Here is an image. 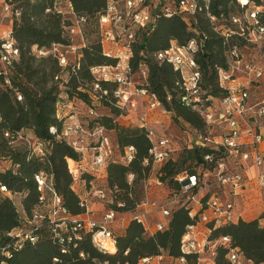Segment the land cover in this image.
Here are the masks:
<instances>
[{
	"label": "trees",
	"instance_id": "trees-1",
	"mask_svg": "<svg viewBox=\"0 0 264 264\" xmlns=\"http://www.w3.org/2000/svg\"><path fill=\"white\" fill-rule=\"evenodd\" d=\"M62 1L57 4L55 0H5L10 6L7 18L12 23L10 32L20 56L6 76L0 75V163H10L7 170L0 171V187H7L15 195L11 198L0 192L3 196L0 199V246L12 241L8 233L17 229H33L25 220L32 217L40 204L41 192L35 180L37 174L43 173L47 181L52 182L54 190L62 198V206L70 216L86 213V208L81 205V194L79 189H75L74 177L69 170V162H80L82 155L73 149L64 135L65 130L74 123H80L89 130L98 126L105 128L112 139L114 136L113 142L121 156L126 154L129 147L135 148L134 158L129 163H123L115 156L109 162L103 179L90 173L81 176L78 188L84 185L89 191L95 189L98 177V189L95 190L107 193L110 209L118 213L134 211L144 201L137 198L139 184L145 185L154 172L149 155L153 146L148 136L149 128L145 125L132 128L117 124L116 118L123 112L118 108L114 96L116 84L104 79L97 82L93 75L95 68L118 67L127 54L126 50L114 52L111 48L104 49L101 42L99 18L112 0ZM180 1L173 0L171 5H167L174 12L172 17H166L160 6L154 9L151 23L136 31L131 52L127 54L133 79L137 72L147 73L145 83H135L148 89L161 108L174 112L176 119L185 120V127L193 131L194 140L184 149L183 159H171L155 170L171 193L181 190L177 179L180 174L202 173L214 168L218 161L224 160L225 153L222 148L196 144L198 136L209 135L210 128L197 109L182 102L184 92L181 73L166 62H158L156 55L169 49L172 42L186 46L195 40L199 46L196 60L202 74L201 86L205 98L212 95L221 99L229 93V87L222 85L219 79V71L228 67L227 54L234 47L244 54L243 50L248 44L260 47V44L248 43L240 35L238 26L232 22L234 16L230 14L235 7H239L241 15L247 10V7L240 6V0H210L211 13L218 20L215 26L210 24L205 14L188 16L179 13ZM249 1L257 7L263 6V0ZM63 4H66V9H63ZM17 11L19 16L15 15ZM74 15L88 18V24L95 28L96 40L90 44L86 42L78 62H70L67 68H63L52 50L54 45H71L67 28L71 26ZM224 18L229 28L218 24ZM258 18L260 25H264L262 11ZM216 26L228 31L230 37L226 39L222 36L215 30ZM41 49L50 53L39 57L37 51ZM6 78L9 83H6ZM96 83L108 94L96 91ZM79 104L86 106V114L81 115L77 109ZM64 105L68 108H62ZM91 108L96 115H90ZM106 110L110 113L105 114ZM72 116H76V120L68 121ZM53 127L57 130L56 134L50 132ZM94 141L90 139V144ZM37 143L43 144V153L36 152ZM208 155L213 157L212 163L205 161ZM130 175L134 176L131 184ZM18 195L24 196L20 207L14 202ZM190 210L189 206L174 210L167 228L154 235H148L142 223L130 220L123 234L114 233L117 244L114 252L99 248L93 243L89 232L82 233L81 240H66L61 245L57 233L66 239L73 237L72 234H65L45 222L41 229L34 231L38 237L35 245L26 242L22 249L12 250L11 257H6L0 251V263L140 264L145 258L165 253L173 259L185 256L190 264H195L197 256L182 251V239L188 226L198 220V217L192 219L189 216ZM206 227L211 231L208 236L210 241L228 236L231 247L237 249L242 258L254 264H264V214L252 221L240 219L237 223L218 227L209 224ZM228 255L229 249L218 246L216 263L230 264Z\"/></svg>",
	"mask_w": 264,
	"mask_h": 264
},
{
	"label": "built area",
	"instance_id": "built-area-1",
	"mask_svg": "<svg viewBox=\"0 0 264 264\" xmlns=\"http://www.w3.org/2000/svg\"><path fill=\"white\" fill-rule=\"evenodd\" d=\"M4 1V11L7 16L10 13V6ZM57 4L62 0H55ZM239 4L247 10L239 16H234L232 22L238 26L240 35L243 36L248 43L261 44L264 40V25H260L258 14L262 7L252 5L249 0H240ZM210 0H181L179 2V13L193 16L196 14H205L210 24H217L215 17L210 10ZM160 8L166 17H172L174 12L171 7L167 6L161 0H120L110 1L106 12L99 18V29L101 42L106 49V45L113 43L122 44L124 50L129 54L131 44L135 40L137 30L146 28L152 20V11ZM16 16L20 13L17 11ZM88 18L74 15L71 26L67 28V34L71 38V45L64 47L54 45L52 52L58 56L60 66L67 68L70 64V56H75V63L81 58V49L85 46L84 34L88 25ZM215 30L222 34L226 39L230 37V33L216 26ZM74 38H79L81 44H74ZM199 50L198 43L195 40L190 41L186 46H179L176 42H172L169 49L159 52L156 55L158 62H166L173 66L176 71L181 73L183 79V96L182 102L188 106L197 109L205 119L207 126L212 132L211 135H200L196 139L198 146H212L222 148L225 153L224 160L216 163L214 168H209L202 173L189 174L183 172L177 179L181 184L180 192L171 193L164 182L156 174L155 170L146 181V191L155 187L164 191L165 198L159 200H148L142 202L134 211L127 212L131 214V220H137L145 226L146 233L154 235L157 232L164 231L171 219V216L179 207L189 206L191 208L189 216L192 219L198 217L195 224L188 226L186 234L182 239V251L186 254L196 255V264H217V248L218 246L229 249L230 264H245L237 249L231 247V239L228 236L220 237L210 241L209 237L199 235V227L201 225L208 226L213 224L214 227L223 225L221 223L227 219V223H237L233 221L235 217V203L226 202L219 196V192L214 191L215 186H221L224 190H230L234 195L239 189L243 188L247 181L246 171L250 166L257 170L255 177V185L264 191V96L256 99L252 93L255 89L264 84V70L256 62L248 60L244 54L240 52L238 47H234L228 54V67L219 71V79L222 85L229 87V93L224 98H216L208 95L202 90V74L199 69L196 53ZM39 57H45L50 52L44 49L37 51ZM20 51L16 46V42L12 38L11 32L5 37L0 38V63L4 64V68L0 66V75L6 76L8 70L18 61ZM118 67H99L93 69V75L97 82L104 79L115 82L116 89L114 96L117 100V106L122 111L130 112L137 109L138 98L145 100L148 105V111H156L160 108L159 103L153 98L151 93L145 87L138 86L127 62H123ZM147 77V73L143 72ZM242 76L244 83L237 88H231L229 82ZM6 83H9L6 78ZM96 91H102L100 85L96 83L94 86ZM105 95L107 91H102ZM22 97L19 96V100ZM258 100V101H256ZM62 108L67 109L64 105ZM90 115H96L94 109H90ZM147 122V119H143ZM145 125V124H143ZM147 126V125H145ZM148 127V126H147ZM216 128L221 130V135L213 137L212 134ZM50 132L56 134V128H51ZM69 144L73 149L82 155L80 162H69L70 173L74 177L75 189L81 182V176L84 173H90L96 176L104 174L109 162L115 158V150L117 147L113 144L110 133L103 127H95L94 129L84 128L80 123H74L64 133ZM6 136H9L6 134ZM148 136L153 141V146L149 150V155L153 165L162 166L173 158L175 152L174 145L171 140L163 133L157 139L153 140L154 132L149 128ZM60 138V137H59ZM90 139L95 143L90 144ZM36 152L43 153V144H36ZM86 153L92 154L90 164L85 165ZM135 148L129 147L124 156H120V161L129 163L133 160ZM211 155L205 156V161L212 163ZM251 163V164H250ZM210 177H214L215 182L211 184ZM37 186L41 192L40 204L34 210L31 218H26L25 222L33 227L32 230L17 229L7 234L12 239L6 246H0V251L6 256L11 257V251L22 249L26 242L35 245L38 237L34 235V231L41 229L45 222H48L54 228L61 230L63 233L72 234L73 237L67 239L57 233L60 244L63 245L66 240L73 242L82 239V233L89 232L92 234V241L104 251L112 252L107 247L111 245L116 251L117 244L114 232L111 226L116 222L118 213L110 208L101 220L85 217L89 211L88 199H82V207L86 208V213L81 216L72 217L68 211L62 206V198L56 193L52 182L47 181L43 173L35 176ZM134 180V176H129V183ZM254 180V179H253ZM252 181V180H251ZM84 187V185H83ZM198 189L197 192L195 190ZM0 192L14 198L7 187L1 186ZM146 193V195H147ZM80 194V193H79ZM96 198L101 202L109 203V197L105 191H98ZM206 196V200L203 199ZM140 207L145 209L144 215L136 212ZM198 208V210H196ZM151 213H159L167 218L166 223L158 222L154 225L153 232L151 225L147 226L144 217ZM241 219V217H240ZM208 228V227H207ZM208 228L207 233H210ZM14 239V240H13ZM64 251V249L62 250ZM84 257V255H81ZM153 259L162 264L165 259L164 254L154 258H145L140 264H150ZM177 264H188L185 256L175 259ZM0 264H9L3 261Z\"/></svg>",
	"mask_w": 264,
	"mask_h": 264
},
{
	"label": "rangeland",
	"instance_id": "rangeland-1",
	"mask_svg": "<svg viewBox=\"0 0 264 264\" xmlns=\"http://www.w3.org/2000/svg\"><path fill=\"white\" fill-rule=\"evenodd\" d=\"M161 1L166 5H171L173 0H161ZM3 7H4V1L0 0V38L5 37L11 31V28H12V23L7 19L8 16H7V13L4 11ZM66 7H67L66 4H63V9H66ZM261 7H262L261 8L262 14L264 16V0H263V6ZM239 15H241L239 7H235L234 11L230 14V16H239ZM218 24L221 26H224L225 28L230 27L228 21L225 18L221 19ZM84 40H85V43L87 42V44L93 43L96 40L95 28L93 25L90 26V23L86 26ZM72 42L78 45L81 44V40L79 38H74ZM109 47L110 45L107 44L106 48H109ZM243 53L245 54L248 60H252L258 63L264 70V40L260 44V47H255L251 44H248L247 47L244 48ZM69 56H70V62H75V56L74 55H69ZM127 60H128V56L127 54H125L123 62H127ZM0 66H2L3 68L5 67L3 63L2 64L0 63ZM143 72L136 73L134 80L137 84L145 83L146 76L143 74ZM242 83H244L243 77L238 76L236 80L229 82L228 85H230L231 88L235 89L239 87ZM252 93L255 95L256 99L258 100L261 99L264 96V84H262L261 87L255 89ZM77 109H79V112L81 113V115L86 114L87 112V108L84 104H79ZM105 112H106L105 114L110 113L108 110H106ZM122 112L123 114H121V116L116 118L117 124L124 126V127H132V128H137L139 126V125H133V124L129 125L127 122L131 121V119L129 118L131 113L127 111H122ZM146 113L144 114L142 111L139 110L138 113H135V117L140 121L141 119L144 118ZM145 117L146 118L144 119H147L148 128H150L154 132L155 136L153 140L157 142V139L161 137L162 134L164 133L171 140L172 145H174L176 149V151L173 154V158L176 161L182 160L184 156V149L187 148L189 145H191L192 141L194 140L192 128L185 127L187 122L183 120L182 118L176 119V115L174 112H168L161 107L157 109L156 111H148V114ZM211 133L212 132L209 131V135H211ZM220 135H221V130L219 128H216L212 136L215 138ZM113 139H114V136H113ZM23 142L27 143L25 140ZM18 144L19 143H16V145ZM115 151H116L115 152L116 157L119 158L121 156L120 154L121 152L118 149ZM84 158L85 160L83 161V163L85 165L90 164L91 159H92V154L86 153ZM0 164H1L0 171L7 170L10 167V163L7 161H3ZM159 168H160L159 165H153L152 170H157ZM210 179L212 180L211 184H214L215 182L214 177H210ZM246 184H247L248 189L241 188L237 192H235L234 195L230 193L231 192L230 190H227V189L224 190L221 186L217 187L214 185L213 187L214 191L219 192V196L223 199V201H225V203L226 202L235 203V217L233 218L234 222L239 221L240 217L241 219L252 221V220L261 218L262 215L264 214V191L258 186H256L253 181L246 182ZM94 187L95 189H98V177L96 179ZM95 189L93 190L94 198L92 199V202L96 203L94 208L95 210L97 209L96 217L98 218V211L104 208L105 203L102 202L98 210V199L95 196L96 194ZM155 190L156 188L153 186L149 188L148 193H147L146 186L143 183H141L139 184L137 188V193H136L137 198L139 200L144 199V201H145L146 196H150L151 200L153 199L159 200V199L165 198V196L160 197V196H163L164 191L160 190L162 194L160 196H156L155 194H153ZM2 197L3 196L0 195V199ZM23 197H24L23 195L16 196V198L14 199V202L17 206L20 207V203L22 202ZM82 197L84 198V196ZM92 205L93 204H91V207ZM107 208H109L108 205H107ZM196 210H198V208ZM136 212L144 215L146 211L145 209H143V207H140ZM120 218L125 219V222H124V225L121 222V225L119 227H116V229L114 230V233L116 235L123 234L125 231V227H127V224H129L131 220L129 218V214L127 213H122V215L120 214ZM143 219L147 226H150V225L153 226L158 222L166 223L168 221L167 218H164L159 213H156V214L151 213L147 215L146 217H144ZM227 222H228L227 219H224L221 223L225 224ZM204 235L209 236V233L205 232Z\"/></svg>",
	"mask_w": 264,
	"mask_h": 264
},
{
	"label": "crops",
	"instance_id": "crops-1",
	"mask_svg": "<svg viewBox=\"0 0 264 264\" xmlns=\"http://www.w3.org/2000/svg\"><path fill=\"white\" fill-rule=\"evenodd\" d=\"M113 49L114 50V52H123L124 51V47L122 46V45H120L119 43L117 44V43H113L109 48H107V49ZM137 101H138V107H137V109H134V110H131L129 113H131V115H130V119H131V121L129 122L128 120H126V121H128L127 123L130 125V124H133V125H139V126H141V125H143V124H145V125H147V122L145 121H143V119L144 118H146L145 116H147V114H148V105H147V103L145 102V100H143V99H141V98H138L137 99ZM142 111L144 114L146 113V115L144 116V118L143 119H141L140 121L135 117V113H138V111ZM76 118V116H72V118H70L68 121H73V120H76L75 119ZM127 119V118H126ZM74 122V121H73ZM148 126V125H147ZM175 148V147H174ZM175 151H176V149H175ZM251 164V163H250ZM105 173L104 174H102V175H100L99 177H101L102 179L105 177V174H106V170L104 171ZM256 175H257V170H256V168L255 167H253V166H250L249 168H248V170L246 171V179H247V181H253V182H255V177H256ZM254 179V180H253ZM103 182V181H102ZM78 187V186H77ZM79 190V193L81 194V196H84V198H87L88 199V204H89V206H88V208H89V211H88V214H86V216L85 217H90V218H93V219H97V220H101L102 218H103V216L105 215V213L107 212V210H108V208H107V202H104L105 203V206H104V208L102 209V210H99V208H100V204L102 203L101 201H99L98 200V218L96 217V210H95V208H94V206L96 205V203H93L92 202V199L94 198V196H93V191L91 190V191H89L88 189H86V188H84L83 186H79V188H78ZM243 189H248L247 188V184H245L244 185V187H243ZM162 191V190H161ZM160 190H158V189H156L154 192H153V194H155L156 196H160L161 194H162V192H161ZM165 192L163 193V196H160V197H164L165 196ZM148 200H150L151 201V197L150 196H148ZM154 200V199H153ZM91 204H93L92 205V207H91ZM93 208V209H92ZM92 210V211H91ZM127 214H129V213H127ZM154 214H156V213H154ZM122 215V214H121ZM241 216V215H240ZM131 214H129V218L131 219ZM244 220V219H243ZM247 221V220H246ZM121 222H122V224L124 225V222H125V219H121L120 218V215L118 216V218H117V220H116V222L111 226V229H112V231L114 232V230L116 229V227H119L120 225H121ZM127 226H128V224H127ZM125 229H126V227H125ZM153 229H154V225L152 226L151 225V231L153 232ZM199 234H198V236L199 235H202V236H204V234H205V232H207V230H208V228L205 226V225H201L199 228ZM148 234V233H147ZM149 235V234H148ZM200 237V236H199ZM201 238V237H200ZM164 256H165V259H164V261L162 262V264H177L176 262H175V259H173V258H171V257H169V256H167L166 254H164ZM150 264H158V261L156 260V259H153L152 260V262L150 263ZM188 264H190L189 262H188ZM196 264V263H195ZM245 264H254V263H252V262H250V261H245Z\"/></svg>",
	"mask_w": 264,
	"mask_h": 264
},
{
	"label": "bare ground",
	"instance_id": "bare-ground-1",
	"mask_svg": "<svg viewBox=\"0 0 264 264\" xmlns=\"http://www.w3.org/2000/svg\"><path fill=\"white\" fill-rule=\"evenodd\" d=\"M70 162L73 163L72 161H70ZM107 248L110 249L112 252H114V250H115L111 245H109Z\"/></svg>",
	"mask_w": 264,
	"mask_h": 264
}]
</instances>
